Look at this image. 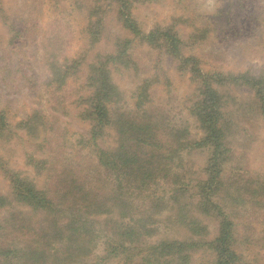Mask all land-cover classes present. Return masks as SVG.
<instances>
[{
  "label": "rangeland",
  "instance_id": "rangeland-1",
  "mask_svg": "<svg viewBox=\"0 0 264 264\" xmlns=\"http://www.w3.org/2000/svg\"><path fill=\"white\" fill-rule=\"evenodd\" d=\"M126 1L139 30L171 28L181 39L180 54L189 60L183 62L174 51L167 53L127 30L117 10L120 0H0V114L5 122L0 132V222L7 227L0 244L16 246L21 239L22 231L9 227L17 226L12 215L31 213L37 221L43 214L13 198L10 177L20 185L50 191L61 172L68 171L111 187V177L97 163L87 139L93 127L97 144L108 151L118 132L114 126L98 132L93 121L84 118L83 108L93 92L88 74L101 67L114 86L108 95L113 120H121L117 113L122 109L132 111L142 90V104L168 129L186 127L188 145L175 170L190 187L206 177L208 158L205 145L193 146L203 131L190 109L197 103L200 81L210 80L231 149L217 202L234 224V264H264V114L257 111L261 101L249 82L254 76L264 78V0ZM125 39L129 49L121 55L120 41ZM72 60L77 65L60 77L59 70ZM195 65L204 75L195 77ZM210 73L219 76L209 78ZM190 187L189 196L196 192ZM183 214L207 226L206 240L216 235L215 219L191 206ZM156 218L158 232L147 244L191 233L174 209ZM104 240L100 232L84 262L98 261ZM203 248L192 254L191 264L211 263V252Z\"/></svg>",
  "mask_w": 264,
  "mask_h": 264
},
{
  "label": "trees",
  "instance_id": "trees-1",
  "mask_svg": "<svg viewBox=\"0 0 264 264\" xmlns=\"http://www.w3.org/2000/svg\"><path fill=\"white\" fill-rule=\"evenodd\" d=\"M120 1L117 10L123 19V26L134 36L157 45L167 53L174 51L183 62L189 60L180 54L181 39L174 30L155 28L142 32L130 15V1ZM129 42L126 39L120 41L123 43L119 51L121 55L128 51ZM76 65L77 61L72 60L59 70L58 75L64 78L65 69ZM192 72L195 77L204 75L196 65ZM206 75L211 78L219 76V73ZM202 80L197 88V105L193 104L190 112L203 131V136L193 141V146L205 145L208 149L206 177L196 180L190 187L175 170L181 163L180 152L188 145L186 127L169 126L168 129L160 116L148 111L149 105L142 104V90L138 101H134L132 111L122 109L123 112L117 113L121 115V120L114 119L115 122L110 117L112 104L108 95L114 86L109 83L108 74L101 67L90 72L87 82L93 87V92L87 99L88 105L83 107L84 118L92 120L98 132L104 127L114 126L118 139L113 147L105 151L97 144L95 135L91 134L92 127L87 141H91L96 161L111 177L112 185H105L101 179L96 182L81 179L67 171L61 172L62 178L53 190L42 191L32 184L20 185L10 177L13 198L41 210L43 214L37 221L33 220L31 213L23 214L21 218L12 215L11 222L17 226L9 227L21 230L22 236L16 246H12L13 242L9 243L11 247L0 244V262L88 264L84 258L92 252L95 238L102 232L105 234L103 253L94 264H108L107 261L111 260L116 264H191L192 254L203 247L212 254L210 264H234L237 257L233 244L234 224L217 202L225 185L224 161L231 149L226 143L225 123L220 118V106L216 103L218 94L211 88L210 80L205 77ZM249 82L256 89L254 95L261 101L257 111L263 115L264 78L254 76ZM4 124V116L0 114V132ZM261 185L264 190V183ZM189 187L196 190L190 196ZM188 206L216 220V235L212 239L206 240L209 231L200 219L183 214ZM165 209L176 210L179 222L191 233L184 239L160 238L147 244L146 240L158 232L159 218L156 216ZM213 210L216 212H210ZM96 225L99 227L96 228ZM6 228L5 223L0 222V234L7 233ZM202 231L203 236L200 234Z\"/></svg>",
  "mask_w": 264,
  "mask_h": 264
}]
</instances>
